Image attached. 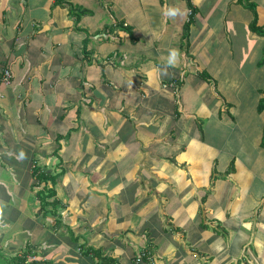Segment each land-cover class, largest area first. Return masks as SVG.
<instances>
[{"label": "crops", "instance_id": "1", "mask_svg": "<svg viewBox=\"0 0 264 264\" xmlns=\"http://www.w3.org/2000/svg\"><path fill=\"white\" fill-rule=\"evenodd\" d=\"M5 69L0 264H264V0H0Z\"/></svg>", "mask_w": 264, "mask_h": 264}, {"label": "built area", "instance_id": "2", "mask_svg": "<svg viewBox=\"0 0 264 264\" xmlns=\"http://www.w3.org/2000/svg\"><path fill=\"white\" fill-rule=\"evenodd\" d=\"M192 11H190L191 13ZM0 78H2V80L6 83H9L11 82V79H12V72L10 71V69H5L3 71H0ZM145 256H149V252L148 251H144L141 253L140 256H138L137 258V261L140 262L142 261V259L145 257ZM26 260H27V263H30V262H36L38 261V255L37 253L35 252H32L31 254L27 255L26 257Z\"/></svg>", "mask_w": 264, "mask_h": 264}, {"label": "clouds", "instance_id": "3", "mask_svg": "<svg viewBox=\"0 0 264 264\" xmlns=\"http://www.w3.org/2000/svg\"><path fill=\"white\" fill-rule=\"evenodd\" d=\"M178 52L176 50H171L170 55H169V59H168V63H175V60L177 58Z\"/></svg>", "mask_w": 264, "mask_h": 264}, {"label": "trees", "instance_id": "4", "mask_svg": "<svg viewBox=\"0 0 264 264\" xmlns=\"http://www.w3.org/2000/svg\"><path fill=\"white\" fill-rule=\"evenodd\" d=\"M74 12L78 15V17H79V14L77 13V11L76 10H74ZM115 261L113 260V259H109V260H107V264H115L114 263Z\"/></svg>", "mask_w": 264, "mask_h": 264}]
</instances>
